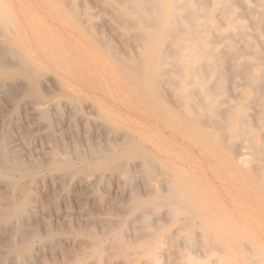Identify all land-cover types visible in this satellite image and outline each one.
I'll return each mask as SVG.
<instances>
[{"label":"rangeland","instance_id":"rangeland-1","mask_svg":"<svg viewBox=\"0 0 264 264\" xmlns=\"http://www.w3.org/2000/svg\"><path fill=\"white\" fill-rule=\"evenodd\" d=\"M32 1H34L35 3L34 2L32 3ZM32 1L30 0L28 1L27 0H2L11 18H13L12 20L16 27L18 37L14 40L9 36H5V37L0 36V45H2L4 50H6L5 54L0 55L2 59L5 58L4 60H8L9 59L7 58L8 55H10V58L12 56V59L13 58L17 59L19 58V55H21L22 53L21 50H25V51H28L32 55V57L36 59L37 62H40L42 64L44 63L43 64L44 70H42L40 74L41 80L44 83L41 82V85L38 90L43 95L44 102H46V104L42 103L39 107H44L47 110L48 120L50 122H52L53 120V126H54L53 127L54 129L51 130V137H52L51 139V137L48 136V130L46 128L47 121L39 118V116L36 113V109L34 107L32 100L25 97V92L29 86L26 83L25 79L21 77H17L13 80H6L3 83L7 86L13 85L14 87L12 86L10 88L11 90L9 89V91H4L5 89L3 90L0 88V95H1L0 96V99H1L0 100V109H1L0 110V137L2 135V137L0 138V141L2 142L3 140V144L6 146V148H8V150L10 151V154L13 157L17 158L18 156L19 157L21 156L20 158L18 157V159L20 160V162H22V164L23 162H24V165L31 163V165H27V166L23 165L25 167V171L26 170L27 171L25 173V176L22 179L16 175L14 176V178L16 179L18 178L21 179V184H22L21 188L27 189L29 193V197L31 196L30 201L32 199V201L30 202V210L28 212V215L26 217H23L24 218L23 221L21 219V222H22L21 227L22 225L23 226L25 225L24 227H22L24 228L23 230L25 232H27L28 230L27 233H29V231L32 230L30 232V234L32 235L31 236V250H30V255L27 259L28 260L27 263L28 264H33V263L34 264H58L59 263L58 260L61 259V262L59 264H62V263L63 264H75L77 258H80V260H82L80 264H90L91 259H92L91 264H96L97 261H98V264H102V262L103 264L105 263L106 264H118V263L119 264H139V263L142 264L143 261H148V258L149 259L152 258L151 261L149 260L150 264H152V261H153V264H182V263L183 264H214V263L215 264H240L238 262L239 254L236 251L230 250L226 246H221L220 247L221 250H220L219 246H216V245L214 246L211 243L212 241L209 238H204L200 236L202 230L199 228H194L191 234L192 237H195L194 238L195 242L198 241L199 238H201L198 242H196L198 246L195 245L194 247L192 246L188 247V244L185 243L186 241L183 238L184 236L182 232L178 230H180L181 228L185 229V223L188 221V217L191 216L190 215L191 210L190 212L188 210H182L178 212L181 215L177 214L178 217L177 219H175V221H173V219H170V217L167 216L169 215L168 212L166 213L167 206L159 205L158 208H150L152 211L150 209L147 211L150 224H151L149 230L154 231L158 235L156 240H159V239L162 240L157 250L154 249V244L147 243L146 237L143 238V232L142 234H140L141 231L138 230L139 231V234H138V232L135 231L134 226L129 225L130 226L129 227L126 224L130 220L127 215L128 206L131 205L134 201L147 200L151 197H155V195L157 194H162L163 189L167 185L173 186L174 188L178 187L176 182L173 181V179L168 176L169 171L167 170L171 171L172 168L173 169L175 168V170H173L174 172L177 169L175 173L177 174V176L179 175L178 178L181 177L179 180L183 184L184 189L188 191H193V193L196 194L199 200L201 199L200 201L203 204L204 210L202 211L198 210L197 213L203 219L204 225L211 226L215 222H219L220 224L222 223L226 227V231L224 233H226L227 235H231L234 238V240L239 239L236 242L239 244V247L241 246L240 244L245 243L247 246L249 245V246H255L256 248H259V247L264 248V200L258 198L259 189L252 183L237 177L236 175H238V173L236 171L231 170L219 158L211 157V153L209 151L204 150V148L194 146L187 140L186 137H184L181 134H178L166 124L164 123L161 124V122H158L155 116L152 115V113L144 106V104L132 95V85L129 84L128 81L118 71L115 70V68L109 63V60L105 56V54L102 53L86 36H83V34L78 33L76 28L70 25L68 21L59 19L58 15L60 13L57 11L56 9L57 7L54 6L50 2V0H32ZM247 1L248 0L242 1L241 8H239L238 10L247 13L250 16V19H253L251 12H250L254 10L252 7L253 4ZM30 2L31 4H29ZM80 2L82 4L81 7L89 6L88 9L91 11V13H95L96 17L93 19V22H94L93 28H95L94 32L95 30L97 31L96 33L98 34L96 35L98 36V38L99 36L104 35V32L108 35L110 25H115V24L109 20V14H102L99 1L98 0H88V1L80 0ZM90 7H92V10ZM26 12L29 16L26 14ZM20 15L22 16V18ZM99 15H101L102 19L99 17ZM57 18L58 20H56ZM21 19L23 22H21ZM52 23L55 25L54 27ZM20 24H22V26ZM61 26H62V30H61ZM55 27H57L60 32L62 33L64 32V33L63 34L59 33V31H57L58 29L55 30ZM250 29L252 32L253 31L252 25ZM65 37H68V38H65ZM67 40L68 42L72 41V44L71 43L69 44ZM65 41H66V44H65ZM113 42L117 44L116 46L120 48V43L118 42V40H115V41L113 40ZM38 43L40 46L38 45ZM71 45H72V48L70 47ZM72 49L74 50L75 54L72 51ZM126 50L129 51L132 49L127 48ZM76 52L78 53L77 55H76ZM42 53H43L44 58H41ZM53 65H56L55 69L58 68L56 72L55 70H53L54 69ZM61 73H62V77H61ZM54 74L56 75L54 76ZM66 75L67 77H65ZM93 75H94V78H93ZM49 80H51L52 82ZM47 83L50 86H47L46 85ZM44 88H46L47 91ZM14 89L16 90L14 91ZM91 91H94V92H91ZM99 91L101 92L104 91V93L102 94ZM45 92H47L46 93L47 95H45ZM106 95H110V96L108 97ZM93 96H94V99H93ZM94 101L95 103H97L96 105ZM25 103L28 104V106ZM130 103H131V106H130ZM134 105H135V108L133 107ZM93 107L97 111L94 110ZM94 111H96V113ZM105 112L107 114H105ZM143 113L144 114L146 113V116H144ZM132 114H135L136 116ZM80 115H81V118H80ZM110 116L113 119H110ZM77 117L79 118L77 119ZM129 118H130V121H129ZM136 120L138 123L136 122ZM151 120L153 123L151 122ZM140 121H142L143 123L142 122L140 123ZM147 121L148 122L150 121L149 123L150 125L148 124ZM130 123L133 125V128H132V125L129 127ZM107 124H110L116 127V129H113V133L112 131L108 130L109 126ZM104 125L108 128L104 127ZM121 125L122 127L123 126L125 127V131H124V127L122 129ZM153 125L155 126V131H154ZM140 126L141 128H144L145 130L144 129L139 130ZM136 128H138V132L140 131L139 134ZM147 128H149V130ZM151 128H152V131H151ZM126 129L128 130V132L126 131ZM106 130L107 132H105ZM168 130H169V133H168ZM60 131L62 132L60 133ZM55 132L57 133L55 134ZM129 132L132 134L133 138L131 137V134ZM164 132H166V134ZM107 133H108V136H107ZM110 133L112 135L114 134L115 137H113L114 140L113 139L112 140L115 141L119 146L121 145L123 137L128 136L133 140L135 144L140 145L142 148L144 146L145 150L152 151L151 152L152 155L155 156L153 157L155 167L152 170L155 173H153V171L152 172L150 171L151 173L147 172L144 166L142 167L143 164L141 163L140 158L125 160L124 162H122L121 164L122 167L120 166L121 167L120 170L118 169L117 171H113V172L108 171V170H104L103 172H101L95 169H91L89 171L87 167L81 166L82 163L80 161L73 160V163L77 170H80V171L84 170L82 172L88 171V174L86 173V175L83 176V173H82L81 176H78V175L72 176V177L68 176L63 179V177L60 176L59 172L52 170L49 164L47 163L48 158L53 159V158H58L61 156L60 151L62 147L69 150L70 155L74 154V152H76L77 150L78 151L80 150L81 154L85 156L87 155V143L86 142L88 140L89 142L92 141L91 143H93L94 141L93 144H96V145L98 144V146L99 145L105 146L107 145L108 139L110 138L109 135L112 136ZM118 133H121V136L119 135L118 137ZM157 133L161 135L158 136ZM162 133L165 139H163ZM170 134H172V136ZM55 136L56 138H54ZM150 136L152 138H156L159 141L157 142V141H154V139L153 140L150 139ZM168 136L170 138L174 136V138L170 139ZM46 137L48 139L50 137V139L47 141ZM166 137H167V140L170 139L171 141L170 140L167 141ZM60 138H61V141H59ZM62 139L65 140V143L64 141H62ZM174 139L177 142L176 146H175ZM167 142L168 144L166 145L165 143ZM56 143L59 144L60 146H56L55 145ZM169 143H172V144L169 145ZM156 146L162 149L163 152L162 150L159 149L161 151L160 152L158 148H156ZM69 147L70 148L72 147V149H70ZM84 147L86 148V151ZM166 149H168V151ZM177 152H178V155H176ZM157 153L158 155H156ZM41 156H45L46 159H44V157H41ZM165 156L167 157V160ZM182 157L185 158L187 161L189 160V157H191L193 161L190 159L191 162L188 161L187 163L185 160H183ZM173 158H175V160ZM192 162L195 163L193 165L194 167L192 166L193 164ZM44 163L47 166H44L45 165ZM183 163H185V165ZM197 164H199V166ZM188 165L190 167L192 166L191 167L192 169L189 168ZM202 167L204 169H202ZM157 168L160 171L159 172L157 170L158 174H157V171H155ZM179 169L182 172L179 171ZM124 170L129 172L133 178L131 177L132 179H129V180L125 179V175L123 173ZM191 170L194 171V174L192 173ZM133 172L134 174H132ZM195 172L198 173V175L195 174ZM146 173L147 175H144ZM189 173L191 174L192 178L190 177V175L188 176ZM201 173H203V176ZM106 174H110V176ZM54 175L55 177H52ZM199 176L201 177V179ZM77 177L78 178L81 177L80 178L81 180H79ZM92 178L95 179L93 181L94 183L92 182L93 184H91V180H93ZM165 178H166V181H165ZM209 178L211 179L210 181H209ZM219 178H220V181H218ZM76 179L78 182L76 181ZM2 180L3 179H0V184H2L0 187V212L3 209H5L3 208L4 206L6 207L9 205V203H11L12 199L15 198L14 200H18L22 196V194L19 191L13 192V190L7 187L5 180L3 181ZM23 181H26L25 184L23 183ZM82 181H85V182L83 183ZM187 181L188 183H186ZM189 181H191V183ZM201 181H203L205 185L202 184L201 186L200 185ZM204 181H207V182H204ZM71 183L72 184L76 183V184L72 185ZM157 183H159V186H160L159 189H158L159 186L157 185ZM207 183H210V184H207ZM223 183H224L225 188L223 187ZM189 184L190 186H188ZM218 184H220V186ZM156 186H157V189H156ZM131 187H134L137 191ZM129 188L131 189L129 190ZM151 188L154 190V192H152ZM148 189L150 191H148ZM31 190L33 193H31ZM125 190H126V195H125ZM148 192L149 194H147ZM231 193L232 194L235 193V195H232ZM238 200L241 202H239ZM94 203H96V205ZM158 209L160 210L159 214H158L159 212ZM184 215L185 217H183ZM159 216L161 218H159ZM166 217H169V220ZM152 218L153 219L155 218V220H153ZM33 219H35V221ZM164 219L166 221L165 223L164 221H162ZM106 220H108V223H110V225L111 223H114L111 225L112 227L105 225ZM157 220H158V224H157ZM32 222L34 223L33 225H31ZM0 223H1L0 224V257H1L0 264H6L5 261H3L5 252L8 250L10 246L14 245L13 242H15L14 241L15 237L17 236L16 240H18V237L20 238V235L17 233L15 234L16 229H17V224L15 223V221L6 222V223L0 222ZM73 223L76 225L75 229H74L75 225H73ZM89 228H91L90 230L95 231L99 236H102L104 245H107V247L105 246L106 248L102 251V255H105L107 252L111 253V254L108 253L107 255H105L106 260H104V256L102 255H101V258L99 259L95 258L93 255V252H94L93 249L91 247H88L87 245L88 237L86 235L84 236L83 233L87 232ZM97 228H98V231L100 230L99 232L96 231ZM173 228L176 229V233ZM116 229H121L119 239L121 243H123L124 246H127V248H125L124 251L128 253V255L124 251L121 254L120 251H116V249L112 247V243L114 242V239L117 235V233L115 232ZM101 230L102 231L105 230V231L102 233ZM5 231L8 233H5ZM171 232H174V234ZM12 233L15 234L14 235L15 237L11 235ZM47 233H49L51 237L50 241H45V234ZM166 233L169 236L166 235ZM193 233L195 234L197 233L198 235L196 234V236H194ZM138 235H140V237H138ZM172 235L176 236V238L179 239L176 241L178 243L177 246L179 248L175 245V242L172 241V238H171ZM127 236L128 237L131 236L132 238L129 237L128 239ZM136 236H137V239H134L136 238ZM141 236H142V239H140ZM180 236H181V239H180ZM5 238L8 244H6L7 242L5 241ZM71 239L73 240V242ZM104 239H106V241ZM130 239L133 241L135 240V241L131 242ZM75 240L78 243H76ZM165 240L166 242L170 241V242H167L169 245L165 242ZM25 244H26L25 242H21L19 240L15 242V245L19 248L23 247ZM110 244H111V247H110ZM171 244H172V247L170 246ZM173 244L175 245V247ZM243 244H242V247H243ZM245 244L243 247V251L247 247ZM55 245H56V248H55ZM182 245L184 248H182ZM210 245H211V248L209 247ZM187 247L189 250L187 249ZM202 247L205 253L201 249ZM77 248H79V250ZM112 248L115 250V252ZM190 248L192 249V251H190ZM72 250L75 254H73ZM138 250H140L141 252ZM143 250H145L146 253H144L145 251ZM219 250L221 252H219ZM240 250L242 251L241 247H240ZM240 250H239V253L242 254ZM130 251L132 254H130ZM118 252H119V256H118ZM151 252L157 253L156 256L158 257L153 259V257L151 256ZM125 254L126 256L124 257ZM69 255H72V256H69ZM178 255H179V258H178ZM117 256L118 258L121 257L122 259L119 260L118 258H116ZM126 259L127 260L130 259L131 262L130 263L129 261L127 262ZM213 260H215V262H212ZM146 263L144 262V264Z\"/></svg>","mask_w":264,"mask_h":264},{"label":"bare ground","instance_id":"bare-ground-1","mask_svg":"<svg viewBox=\"0 0 264 264\" xmlns=\"http://www.w3.org/2000/svg\"><path fill=\"white\" fill-rule=\"evenodd\" d=\"M30 1H32V0H30ZM98 1H99V5L101 6L102 14H109V20L115 24V25H110L108 35L104 32V35L99 36V38L96 35V34H98V33H96L97 31L95 30V32H94L95 28H93V23H94L93 19L96 16H95V13H91V11L88 9L89 6L88 7H86V6L81 7L82 4H81L80 0H50V2L54 6L57 7L56 9L60 13L58 15L59 19H63V20L68 21L70 23V25H72L76 28L78 33L83 34V36H86L102 53L105 54V56L109 60V63L115 68V70L118 71L128 81V83L132 85V95L144 104V106L152 113V115L155 116V118L158 120V122H161V124L162 123L166 124L167 126L172 128V130H174L178 134L183 135L194 146H198V147L204 148V150L209 151L211 153V157L219 158L231 170L236 171L238 173V175H236L237 177L255 185L259 189V194H258L259 197L258 198L264 200V0H248L247 1V2H251L253 4L252 7L254 10L250 11L253 19H250V16L247 13L238 10L239 8H241L242 1H245V0H98ZM33 2L34 1H32V3ZM27 4H28V2H27ZM29 4H31V2ZM24 6H25V4H24ZM92 7H90L91 10H92ZM36 12H37V10H36ZM23 14H25V13H23ZM23 14H22V16H23ZM26 14H27V12H26ZM48 15H49V13H48ZM22 16H21V18H22ZM99 17L101 18V15H99ZM12 19L13 18H11L10 14H9L8 10L6 9V7L4 6L2 0H0V36H4V37L9 36L15 40L18 37V34H17V30H16V27H15ZM106 19H107V17H106ZM19 20H20V18H19ZM56 20H58V18ZM21 22H23L22 19H21ZM102 23H104V22H102ZM48 24H49V22H48ZM20 25L22 26V24H20ZM251 25H252V30L254 32L253 31L251 32V29H250ZM54 26L55 25L53 24V27ZM26 29H28V28H26ZM56 29H58V28L55 27V30ZM104 29H106V28H104ZM61 30H62V26H61ZM57 31H59V29ZM59 33H62V32L59 31ZM207 33H208V35H207ZM65 38H68V37H65ZM112 39L114 41L118 40V42L120 43V48L118 46H116L117 44H115ZM67 42H68V40H67ZM68 43L72 44V41L68 42ZM65 44H66V41H65ZM38 45H39V43H38ZM70 47L72 48V45ZM127 48H131L132 50L127 51L126 50ZM73 49H72V51L74 52ZM75 49H77V48H75ZM5 51L6 50H4L2 45H0V55L5 54ZM21 51H22V53H21V55H19V58H17V59H14V58L12 59V56L10 58V55L7 56V58H9L8 60H4L5 58L2 59L0 57V88L3 90L5 89L4 91H9V89L13 85L7 86V85L3 84L6 80H13L17 77H21V78L25 79L26 83L29 85L28 89L27 90L25 89L26 90L25 97L32 100L34 107L36 109V113L39 116V118L47 121L46 128L48 130V136L51 137V130L54 129L53 128L54 127L53 126V120L51 119L52 122H50L48 120L47 110L44 107H39L42 103L46 104V102H44L43 95L38 90L40 85H41V82H42L40 74H41L42 70H44V65H43L44 63L42 64L40 62H37L36 59H34L28 51H25V50H21ZM74 54H75V52H74ZM77 54L78 53L76 52V55ZM81 57H83V56H81ZM41 58H44L43 53L41 55ZM45 61H46V59H45ZM53 66H54L53 70H55V72H56L58 70V68L55 69L56 65H53ZM45 67H46V65H45ZM50 68H52V67H50ZM98 72H99V70H98ZM56 74H54V76ZM63 75H64V73H63ZM61 77H62V73H61ZM65 77H67V75ZM56 78H57V76H56ZM93 78H94V75H93ZM49 81H51V80H49ZM51 82H50V84H51ZM42 83H44V82H42ZM48 83L46 85L50 86ZM53 84H54V82H53ZM55 84H56V82H55ZM17 88H18V86H17ZM44 89H46V88H44ZM47 89H48V87H47ZM47 89H46V91H47ZM15 90L16 89H14V91ZM91 92H94V91H91ZM99 92L102 94L104 93V91H102V92L99 91ZM114 92H115V90H114ZM46 93L47 92H45V95H47ZM88 94H90V93H88ZM106 96L109 97L110 95H106ZM11 99H13V98H11ZM93 99H94V96H93ZM9 102H10V100H9ZM85 103H86V101H85ZM94 103H95V101H94ZM107 103H108V101H107ZM53 104H52V106H53ZM96 104L97 103H95V105ZM26 105L28 106V104H26ZM108 106H109V104H108ZM130 106H131V103H130ZM133 107L135 108V105ZM138 107H139V105H138ZM75 108H77V107H75ZM93 109L96 110L94 107H93ZM52 111H53V109H52ZM96 111H94V112L96 113ZM1 112H3V111H1ZM141 113H139V114H141ZM146 113L145 114L143 113L144 116H146ZM105 114H107V113L105 112ZM70 115H72V114H70ZM128 115H129V113H128ZM132 115H135V114H132ZM33 117H34V115H33ZM78 118L79 117H77V119ZM80 118H81V115H80ZM134 118H136V117H134ZM110 119H113V118L110 116ZM137 119H138V117H137ZM129 121H130V118H129ZM73 122H75V121H73ZM136 122H137V120H136ZM141 122L142 121H140V123ZM143 122H144V120H143ZM151 122H152V120H151ZM149 123H150V121L148 122V124ZM144 124H145V122H144ZM39 125H40V123H39ZM107 125L109 126L108 130L112 131V133H113V129H116V127L113 125H110V124H107ZM131 125L132 124L130 123L129 127ZM146 125H144V126H146ZM104 127H106V126L104 125ZM121 127H122V125H121ZM123 127H122V129H123ZM153 127H154V131H155V126L153 125ZM56 128H58V127H56ZM65 128H66V126H65ZM106 128H108V127H106ZM132 128H133V125H132ZM149 128H147V129L149 130ZM136 129L138 132V128H136ZM141 129H144V128H141V126H140L139 130H141ZM157 130H159V129H157ZM62 131H64V130H62ZM62 131H60V133ZM124 131H125V127H124ZM126 131L128 132L127 129H126ZM151 131H152V128H151ZM103 132H104V130H103ZM105 132H107V130ZM139 132H138V134H139ZM56 133L57 132H55V134ZM158 133H157L158 136L161 135ZM164 133L166 134V132H164ZM168 133H169V130H168ZM119 135L121 136V133H118V137H119ZM170 135L172 136V134H170ZM107 136H108V133H107ZM151 136H150V139H152V140L154 139V141H157V142L159 141L156 138H152ZM1 137H2V135H1ZM50 137H49V139H50ZM109 137L110 138L108 139L107 145H105V146H103V145L98 146V144L97 145L93 144L94 141H93V143H91L92 141L89 142V140L86 142L87 143V155L89 158L87 157V155H85V156L82 155L80 150L79 151L77 150L76 152H74L75 155L72 154L73 155L72 156L69 154V150L62 147V149L60 148L61 149V151H60L61 156L58 158H53V159H49L47 157L48 158L47 163L49 164V166L52 170L58 171L60 176L63 177V179L68 177V176H71V177L77 176V175L81 176L82 173H83V176L86 175V173L88 174V171L82 172L84 170H82V171L77 170L74 163H73V160L80 161L82 163L81 166L87 167V169L89 171L91 169H95V170H99L101 172H103L104 170H108V171L113 172V171H117L118 169L120 170V168L122 167L121 164L125 160L140 158L141 163L143 164L142 167L144 166V168L147 172L153 171L152 169L155 167L153 157H155V156L152 155V153H151L152 151L145 150L144 146L142 144L141 145L143 146V148L140 145L135 144L133 142V140L128 136L123 137V140H122L121 145H120L121 147L115 141H113L114 140L113 137H115L114 134L112 136L109 135ZM131 137H132V134H131ZM162 137H163V139H165V137L163 136V133H162ZM54 138H56V136ZM61 138L59 141H61ZM147 138H148V136H147ZM171 138H174V136ZM49 139L47 138V141ZM51 139H52V137H51ZM166 140H167V137H166ZM169 140H167V141H169ZM62 141H64V143H65V140L62 139ZM163 141H165V140H163ZM174 141H175V139H174ZM144 142H145V140H144ZM176 143L177 142L175 141V146H176ZM179 143H181V142H179ZM59 144H60V142H59ZM59 144L56 143L55 145L60 146ZM84 144H85V142H84ZM165 144L167 145L168 142ZM170 144H172V143H169V145ZM73 145H74V143H73ZM159 147H161V146H159ZM147 148H148V146H147ZM156 148H158V146H156ZM70 149H72V147ZM77 149H78V147H77ZM159 149L160 148H158V150ZM82 150H84V149H82ZM160 150H162V149H160ZM166 150L168 151V149H166ZM85 151H86V148H85ZM162 152H163V150H162ZM178 152H177V154L176 153H174V154L178 155ZM181 154H183V153H181ZM156 155H158V153ZM45 156H41V157H44V159H46ZM18 157L17 158L13 157L10 154V151L8 150V148H6V146L3 144V140H2V142L0 141V179L5 180L7 187H9L11 190H13V192L19 191L22 194L21 198H19L18 200H14L15 199L14 198L11 200V203H9L8 206L3 207L5 209H3L0 212V222L6 223V222L15 221V223L17 224V229H16L15 234L17 233L20 235V238L18 237V240L26 243L21 248L17 247L15 245V242L18 241V240H16L17 236L15 237L14 233L11 234L15 237V240H14L15 242L12 241L14 243V245L10 246L8 248V250L5 252V256L3 257V261H5L6 264H28L27 259L30 255V250H31V236L32 235L30 234V232L32 230L29 231V233H27L28 230H27V232H25L23 230L24 228H22L25 225L24 226L22 225V227H21V223H22L21 219L23 221V219H24L23 217H26L28 215V212L30 210V202L32 201V199L30 201L31 196L29 197V193H28L27 189L21 188L22 187L21 179L25 176V173L27 170L25 171V167H24L26 164L24 165V162L22 164V162H20ZM171 157H172V155H171ZM171 157H169V158H171ZM169 158H168V160H169ZM30 159H32V158H30ZM173 159L175 160V158H173ZM190 159L192 160V158L189 157L188 161L191 162ZM41 160H43V159H41ZM160 160H159V162H160ZM166 160H167V157H166ZM183 160H185L188 163V161L185 158H183ZM185 161H183V162H185ZM135 162H137V161H135ZM183 164L185 165V163H183ZM194 164L195 163H193L192 166ZM27 165H31V163H29ZM197 165L199 166V164H197ZM44 166H47V165L45 164ZM191 167L189 166V168H191ZM180 169H179V171H181ZM194 169H196V168H194ZM202 169H204V168L202 167ZM157 170L159 171L158 168L155 171H157ZM173 170H175V168L174 169L172 168L171 171L167 170V171H169L168 176L170 178H172L173 181L176 182L178 187L174 188L173 186L167 185L166 187L164 186L165 188L163 189L162 194H157V195H155V197H151L147 200L134 201L131 205L128 206L127 215H128L130 220L126 224L128 226L129 225L134 226L135 231H137L138 234H139V231H141L140 234H142V232H143V238L146 237L147 243L154 244V249L157 250L159 248L162 240L161 239L156 240L158 235L154 231L149 230L151 224H150V220H149V216H148L147 211L150 208H158L159 205L160 206H167V211L165 210L166 213L167 212L169 213V215H167V216H169L170 219H173V221H175V219H177V217H178L177 214H180L178 212H180L182 210H188L190 212V210H191V212H190L191 214L189 213L191 216L188 217V221L185 223V229L184 228L183 229L179 228L180 230L177 229L178 231L182 232V234L184 236L183 238L186 241L185 243L188 244V247H191V246L194 247L195 245L198 246V244H196V242H198L201 238H199L198 241L195 242V240H194L195 237H192L191 234H192V230L194 228H199L202 230L200 236H202L204 238H209L212 241L211 243L214 246L215 245L219 246V248L221 246H226L228 249L236 251L239 254L238 262L240 264H263L264 263V248H260V247L256 248L255 246H249V245H248L249 246L248 247L244 243L247 247L245 248L246 251L245 250L243 251L244 244L242 243L243 247H242V244H240L241 245L240 247L243 251L242 252L240 250L239 244L236 243L239 239L234 240V238L231 235H227L226 233H224L226 231V227L224 226V224H222V223L220 224L219 222H215L211 226L204 225L203 219L197 213L198 210L199 211L204 210L203 204L200 201L201 199L199 200V198L196 196V194L193 193V191H188V190L184 189L183 184L179 180L181 177L178 178L179 175L177 176V174L175 173L177 171V169L175 172ZM158 171H157V174H158ZM196 172H197V170H196ZM196 172H195V174L198 175V173H196ZM123 173L125 175V179L129 180V179L133 178L129 172L124 170ZM153 173H155V172L153 171ZM192 173L194 174V171H192ZM110 174H106V175L110 176ZM132 174H134V172ZM201 174L203 176V173H201ZM15 175L20 177L21 179L20 178H18V179L14 178ZM144 175H147V173ZM185 175H187V174H185ZM189 175L191 177L190 173L188 174V176ZM52 177H55V175ZM151 177H152V175H151ZM80 178H78V179L81 180ZM220 178L218 181H220ZM92 179L93 180H91V184H93L94 183L93 181L95 180L94 178H92ZM200 179H201V177H200ZM206 179H208V178H206ZM24 180H25V178H24ZM34 180H36V179H34ZM210 180L211 179L209 178V181ZM66 181H68V180H66ZM74 181H72V182H74ZM76 181H77V179H76ZM165 181H166V178H165ZM207 181H204V182H207ZM232 181H234V180H232ZM25 182L26 181H23L24 184H25ZM82 182L84 183L85 181H82ZM189 182L191 183V181H189ZM194 182H195V180H194ZM186 183H188V181ZM221 183H222V181H221ZM73 184H76V183H73ZM133 184H134V182H133ZM202 184H204L203 181L200 182L201 186H202ZM207 184H210V183H207ZM1 185L2 184H0V187H1ZM157 185L159 186V183H157ZM216 185H217V183H216ZM218 185L220 186V184H218ZM188 186H190V184ZM236 186H237V184H236ZM223 187H224V183H223ZM70 188H71V186H70ZM131 188H134V187H131ZM131 188H129V190ZM159 188H160V186L158 187V189ZM162 188H163V186H162ZM230 188H232V187H230ZM30 189H32V188H30ZM156 189H157V186H156ZM2 190H3V188H2ZM134 190H136V189L134 188ZM151 190H152V192H154V190L152 188H151ZM132 191H133V189H132ZM148 191H150V190L148 189ZM31 193H33L32 190H31ZM206 193H207V191H206ZM147 194H149V192ZM125 195H126V190H125ZM232 195H235V193ZM140 196H141V194H140ZM213 196H214V194H213ZM33 197H34V195H33ZM239 202H241V201H239ZM223 203H224V201H223ZM94 204L96 205V203H94ZM43 205H44V203H43ZM40 211H41V209H40ZM158 211H159L158 212V214H159L160 210L158 209ZM169 217H166V218H168V220H169ZM183 217H185V215ZM183 217H181V218H183ZM157 218H158V216H157ZM159 218H161V217L159 216ZM152 219H151V221H152ZM33 220L35 221V219H33ZM122 220H123V218H122ZM153 220H155V218ZM119 221H120V219H119ZM162 221H164V223L166 222L165 219ZM33 224L34 223L32 222L31 225H33ZM112 224H114V223H111V225ZM157 224H158V220H157ZM73 225H75V224L73 223ZM105 225L111 226L110 223H108V220H106ZM127 225H125V226H127ZM34 227H35V225H34ZM81 227H82V225H81ZM177 227H178V225H177ZM75 228H76V225L74 226V229ZM103 228H104V226H103ZM90 229L91 228H89V230L87 232H85V230H84L85 233H83V235L84 236L86 235L88 237L87 245H88V247H91L93 249L94 257L99 259V258H101L102 251L107 247V245H104L102 236H99L95 231L90 230ZM108 229H109V227H108ZM69 230H70V228H69ZM57 231H56V233H57ZM96 231H98V228ZM104 231H102V233ZM107 231H109V230H107ZM174 231L176 233V229H174ZM11 232H12V230H11ZM33 232H34V230H33ZM115 232L117 233V235H116V237L114 236L115 239H114V242L112 243V247L114 249H116V251H120V253L122 254V252L124 251L125 248H127V246H124L123 243H121V241L119 239L121 229H116ZM126 232H127V230H126ZM133 232H131V233H133ZM194 232H196V231H194ZM5 233H8V232L5 231ZM122 233H123V231H122ZM171 233L174 234V232H171ZM193 234H194V236H196L197 233L196 234L193 233ZM166 235H168V234L166 233ZM3 236H4V234H3ZM75 237H77V236H75ZM129 237H131V236H129ZM129 237H128V239H129ZM134 237H135V235H134ZM138 237H140V235H138ZM197 237H199V236H197ZM171 238H172V241L175 242V245L177 246L178 243L176 241L179 239H177L176 236H174V235H172ZM134 239H137V236ZM140 239H142V236ZM180 239H181V236H180ZM50 240H51V237H50L49 233L45 234V241H50ZM104 240L106 241V239H104ZM5 241L7 242L6 238H5ZM8 241H9V239H8ZM132 241L133 240H131V242ZM207 241H209V240H207ZM72 242H73V240H72ZM75 242H76V240H75ZM81 242H79V243H81ZM165 242H166V240H165ZM167 242H170V241H167ZM76 243H78V242H76ZM6 244H8V242ZM129 245H130V243H129ZM175 245H174V247H175ZM162 246H164V245H162ZM170 246L172 247V244ZM110 247H111V244H110ZM188 247H187V249H188ZM209 247L211 248V245ZM55 248H56V245H55ZM166 248H164V249H166ZM182 248H184L183 245H182ZM77 249L79 250V248H77ZM201 249L205 253L203 247ZM217 249H218V247H217ZM135 250H136V248H135ZM220 250H221V248H220ZM220 250H219V252H221ZM239 250L241 251L242 254L239 253ZM138 251H140V250H138ZM143 251H145V250H143ZM166 251H168V250H166ZM190 251H192L191 248H190ZM72 252H73V250H72ZM114 252H115V250H114ZM108 253H110V252H107L105 255H107ZM144 253H146V251ZM73 254H75V253L73 252ZM110 254H109V256H110ZM126 254L128 255V253H126ZM126 254L124 255V257L126 256ZM130 254H132L131 251H130ZM105 255H102V256H104V260H106ZM134 255H135V253H134ZM156 255H157V253L151 252V256L153 257V259L158 257ZM69 256H72V255H69ZM118 256H119V252H118ZM118 256L116 258H118ZM108 257H106V258H108ZM254 257H255V259H254ZM178 258H179V255H178ZM118 259L120 260L122 258L119 257ZM151 259L148 258V261H143L142 264H144V262L145 263L147 262L146 264H150L149 260L151 261ZM215 260H213L212 262H215ZM58 261L60 263L61 259ZM63 261H64V259H63ZM81 261L82 260H80V258H77L75 264H80ZM91 261H92V259L90 260V264H91ZM128 261H129V263L131 262L130 259H128L127 262ZM177 263H178V261H177ZM96 264H98V261L96 262ZM102 264H103V262H102ZM152 264H153V261H152Z\"/></svg>","mask_w":264,"mask_h":264}]
</instances>
